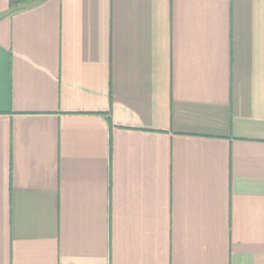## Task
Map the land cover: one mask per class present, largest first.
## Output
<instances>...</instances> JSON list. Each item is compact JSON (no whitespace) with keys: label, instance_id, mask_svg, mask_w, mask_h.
<instances>
[{"label":"crops","instance_id":"0c3cea01","mask_svg":"<svg viewBox=\"0 0 264 264\" xmlns=\"http://www.w3.org/2000/svg\"><path fill=\"white\" fill-rule=\"evenodd\" d=\"M20 1L0 264H264V0Z\"/></svg>","mask_w":264,"mask_h":264},{"label":"trees","instance_id":"16d2710c","mask_svg":"<svg viewBox=\"0 0 264 264\" xmlns=\"http://www.w3.org/2000/svg\"><path fill=\"white\" fill-rule=\"evenodd\" d=\"M39 1H41V0H22V1H20V2H18L19 4H25V5H34V4H36V3H38ZM17 3H15V5H16Z\"/></svg>","mask_w":264,"mask_h":264},{"label":"water","instance_id":"95a60500","mask_svg":"<svg viewBox=\"0 0 264 264\" xmlns=\"http://www.w3.org/2000/svg\"><path fill=\"white\" fill-rule=\"evenodd\" d=\"M20 9H22V7L13 8V9L9 10L6 14L0 16V19L4 18V17L8 16L9 14H11V13L17 11V10H20Z\"/></svg>","mask_w":264,"mask_h":264}]
</instances>
